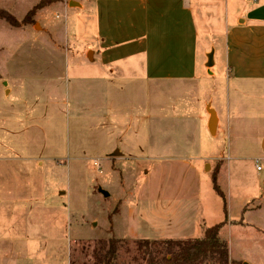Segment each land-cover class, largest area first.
<instances>
[{"label":"rangeland","instance_id":"rangeland-1","mask_svg":"<svg viewBox=\"0 0 264 264\" xmlns=\"http://www.w3.org/2000/svg\"><path fill=\"white\" fill-rule=\"evenodd\" d=\"M40 1L0 0V8L21 21ZM56 1L38 11L41 22L52 34L56 32L65 49V37L70 34L85 51L94 27L88 31L83 15L76 17L77 12L68 10L75 8L78 0ZM244 4V0L236 1L231 10H243ZM34 25L35 31L41 30L36 21ZM204 44L201 29L200 51ZM51 49L48 33L37 35L0 19V129L5 127L9 114L23 112L27 115L24 128L38 125L53 131L59 153L47 152L43 159L54 156L63 165L57 175L49 173L44 193L36 195L41 217H28L34 211L27 204L24 210L28 214L24 217L0 218V235L8 239L6 246L0 244V264H100V242L110 238L120 240L116 264H146L149 254L140 245L143 240L126 239L130 232L141 239H157L150 241L184 237L185 233L201 238L205 225L220 223H224L220 239L226 242L234 260L264 264V84L229 90L222 82L216 92L211 84L197 91L178 84L157 87L155 135L145 151L162 155V162L156 171L147 166L137 169V163L131 161L114 168L102 150L106 145L103 131L87 129L86 115L67 104L56 113L54 96L72 103L78 94L70 78L72 72L69 77L65 72L66 65L62 67L65 78L52 81L48 77L53 73L47 68L51 60L41 53ZM32 54L38 57L28 59ZM22 75H27L28 81L16 85L15 79ZM6 83L13 89L9 97ZM251 86L255 92L248 90ZM84 91L82 87V100L85 98L87 103ZM129 96L125 93V108ZM212 99L221 118L216 137V133L211 132L214 137L208 133L207 115L204 121L198 119L203 102ZM23 101L27 103L21 105ZM34 101L41 105L33 107ZM154 127L152 123L150 129ZM126 138L118 144L120 148L125 149L128 141H133ZM10 143L20 147L15 139ZM189 149L192 156L187 154ZM30 154L39 156L35 151ZM257 166L262 170L258 171ZM214 177L225 195L227 209L214 190ZM196 192L198 199L192 198ZM36 220L49 234L44 243L29 241ZM231 221L248 225H231ZM54 227L57 230H50ZM201 264L219 263L209 257Z\"/></svg>","mask_w":264,"mask_h":264},{"label":"crops","instance_id":"crops-1","mask_svg":"<svg viewBox=\"0 0 264 264\" xmlns=\"http://www.w3.org/2000/svg\"><path fill=\"white\" fill-rule=\"evenodd\" d=\"M236 1L241 3L242 0H78L77 6L68 10L77 12L76 17L83 15L88 31L94 27L93 33L88 35L85 51L70 34L65 37V49L56 32L52 34L41 22L40 12L35 21L42 26L41 30L35 31L36 25L24 28L37 35L45 32L50 35L53 49L41 54L51 60L47 68L53 72L48 76L52 81L65 78L63 65H66L68 77L72 72L70 78L75 82L77 98L71 103L53 95L56 113L67 104L86 115L87 129L103 131L106 145L102 150L114 168L131 161L137 163V169L147 166L156 171L163 160L162 155H150L145 151V145L150 147L155 135L154 91L157 87L178 84L197 91L211 84L216 92L222 82L229 90L240 85L247 90L250 85L264 84V0H244L243 10L232 11ZM72 3L70 1V5ZM74 23L77 24L75 20ZM201 29L205 44L200 51ZM37 57L32 54L28 59ZM26 77L19 76L14 82L17 85V82L28 81ZM6 86L9 97L13 89L8 83ZM82 87L87 92V103L85 98L82 100ZM253 89L251 86L248 90ZM125 93L130 95L126 108ZM26 103L23 101L21 105ZM203 103L204 109L199 110L198 119L204 121L207 115L206 127L209 135L214 137L209 128L213 109L217 119L216 137L221 118L212 104L213 99ZM32 105L38 107L41 102L34 101ZM8 116L3 121L5 127L0 129V139H3L0 141V208L4 209L0 211V218L24 217L28 214L24 210L27 204L34 211L28 217L39 218L43 212L37 209L36 195L44 193L49 175H57L63 166L58 158L50 156L44 160L43 155L47 152L58 154V146L51 135L53 131L48 132L38 125L24 128L27 115L23 112L14 111ZM152 123L153 130L150 129ZM126 137L133 138V141H128L129 146L126 144L125 149L120 148L118 144ZM11 139L19 141L20 147H13ZM33 151L39 156H32ZM187 154L192 156V150L189 149ZM110 155L114 158H109ZM61 194L65 195V192ZM193 197L198 199V192ZM31 199L30 204L28 200ZM235 222L230 223L237 225ZM54 229L57 230L56 227L50 230ZM48 235L36 220L31 225L33 239L29 241L44 243ZM138 237L135 232H130L126 239L157 240ZM196 238L198 236L185 233L184 237L158 240ZM7 240L0 235V244L6 246ZM229 259L230 264H251L246 259L234 260L230 249Z\"/></svg>","mask_w":264,"mask_h":264},{"label":"trees","instance_id":"trees-1","mask_svg":"<svg viewBox=\"0 0 264 264\" xmlns=\"http://www.w3.org/2000/svg\"><path fill=\"white\" fill-rule=\"evenodd\" d=\"M57 2L56 0H41L33 7L31 11L21 21L15 18L5 9L0 8V19L5 20L11 26L22 28L35 24L36 13ZM215 175L219 170L215 171ZM214 190L224 199L225 195L221 191L217 178L214 177ZM235 222V221H233ZM243 224L242 221L235 222ZM224 223L217 224L212 227H203L201 238L188 240H165V241H150L143 240L140 243L148 252L149 256L146 264H201L209 257H214L219 264H230L229 249L225 241L220 239V232ZM101 259L100 264H116L118 257V248L120 240L110 238L108 241H101ZM153 247H159L156 251Z\"/></svg>","mask_w":264,"mask_h":264},{"label":"water","instance_id":"water-1","mask_svg":"<svg viewBox=\"0 0 264 264\" xmlns=\"http://www.w3.org/2000/svg\"><path fill=\"white\" fill-rule=\"evenodd\" d=\"M216 125H217V119H216V116H215V113L212 111V118H211V121H210V131L212 133H215V130H216ZM106 197L109 196V194H107L106 192H102Z\"/></svg>","mask_w":264,"mask_h":264},{"label":"built area","instance_id":"built-area-1","mask_svg":"<svg viewBox=\"0 0 264 264\" xmlns=\"http://www.w3.org/2000/svg\"><path fill=\"white\" fill-rule=\"evenodd\" d=\"M257 170H258V171H261L262 168H261L260 166H257Z\"/></svg>","mask_w":264,"mask_h":264}]
</instances>
